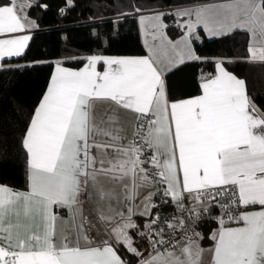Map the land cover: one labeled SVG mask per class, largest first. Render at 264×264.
<instances>
[{"label": "snow or ice", "instance_id": "6c2138e0", "mask_svg": "<svg viewBox=\"0 0 264 264\" xmlns=\"http://www.w3.org/2000/svg\"><path fill=\"white\" fill-rule=\"evenodd\" d=\"M34 6L47 8L38 0H0V60L25 53L32 37L21 33L38 27L28 16ZM167 15L184 30L176 41L165 32ZM139 21L151 37L148 55H89L79 69L55 61L21 140L27 190L0 185V264H131L119 246L139 264H204L205 252L209 264H264V112L246 81L224 66L231 61L212 58L215 75L202 76L201 94L187 99L171 100L165 79L186 61L209 59L191 46L200 39L198 25L211 36L246 30V62L264 66V0L178 8ZM101 104L108 105L103 113ZM122 110L135 117L130 131ZM94 196L97 223L83 209L84 198L91 204ZM169 203L176 214L153 215ZM248 206L259 210L231 214ZM217 207L221 214L210 216ZM64 209L67 219L58 214ZM134 217L146 219L141 226ZM204 217L219 225L210 249L195 231ZM188 221L193 228L186 231ZM233 222L242 226H227ZM97 224L108 239L97 241ZM132 232L147 238V257Z\"/></svg>", "mask_w": 264, "mask_h": 264}, {"label": "trees", "instance_id": "16d2710c", "mask_svg": "<svg viewBox=\"0 0 264 264\" xmlns=\"http://www.w3.org/2000/svg\"><path fill=\"white\" fill-rule=\"evenodd\" d=\"M201 0H38L28 10L38 29L21 57L4 58L0 65V183L26 187V153L21 146L24 130L35 104L41 96L54 59L77 66L91 53L139 54L143 47L134 15L125 14L139 8L150 9ZM65 8L63 14L60 9ZM171 13L168 11H162ZM173 15L163 17L168 37L180 33ZM200 39L192 40L195 53L208 60L186 61L169 72L165 79L170 99L196 93L202 71L213 70V59L220 58L225 67L246 81L247 93L264 112V66L247 61V33L234 30L224 36L206 37L197 28ZM78 56V57H77ZM69 57H75L69 58ZM21 65V67H16ZM166 215L168 205L159 207ZM131 264L135 257L131 255Z\"/></svg>", "mask_w": 264, "mask_h": 264}, {"label": "crops", "instance_id": "0c3cea01", "mask_svg": "<svg viewBox=\"0 0 264 264\" xmlns=\"http://www.w3.org/2000/svg\"><path fill=\"white\" fill-rule=\"evenodd\" d=\"M65 2L67 3V0H65ZM227 0H201V1H194V2H190V3H184V4H178V5H173V8H193V7H198V6H203V5H212V4H220V3H226ZM172 8V10H173ZM160 10L159 8H150V9H143L141 10L140 12H138L137 14H135V18H136V22H137V28H138V33H139V38H140V41H141V45L143 47V50L144 52L143 53H139V54H105V53H91V54H87L85 56H83V61L81 64L77 65V66H70V65H66V64H63L64 67H69V68H72V69H79L81 67H83L84 63H86V59H84L85 57L89 56V55H103V56H113V57H135V56H145V55H148V50L147 48L145 47V39H147L149 41V43H151V37L150 36H144L142 35V32H141V27H140V21H139V17L140 15H152L154 14L155 12L154 11H158ZM162 12V10L160 11ZM29 16V15H28ZM175 17V16H174ZM30 19L34 20L32 17L29 16ZM176 18V17H175ZM195 17H191V19H194ZM189 19V17H181L180 18V21L182 22V20H187ZM164 22V20H163ZM165 23V22H164ZM176 24V19H175V22ZM197 28H200L203 35L205 36H211L209 35L205 30H204V27L203 25H198ZM35 29H38L37 28H34V29H26L23 33L21 34H26V35H30L31 32ZM183 32L184 30L181 29L180 33H178V35H176L175 37L173 38H170L171 40L173 41H176L178 39H180V37L183 35ZM247 32V31H246ZM196 35L199 36L198 32L196 31ZM168 36V35H167ZM212 37V36H211ZM250 39V35L249 33H247V46H248V41ZM192 46V45H191ZM248 56L249 54H247V59H248ZM78 57V56H77ZM69 58H73V57H69ZM57 60H61V59H54L51 63V69H50V72H49V76H48V79H47V82H46V85H45V88L41 94V96L39 97L37 103L35 104L34 108H33V111L35 109V107L38 105L39 101H40V98L43 96L46 88H47V85H48V82L50 80V77L52 75V73L54 72L55 70V61ZM0 65H1V60H0ZM104 69V65L102 63H100L98 65V70L99 71H103ZM229 70V69H227ZM230 71V70H229ZM215 75V63H213V70L211 72H207V71H202L199 73V78H198V87H199V90L194 93V94H191V95H187V96H183V97H178V98H173L171 100H180V99H187V98H190V97H194V96H197V95H200L201 94V89H200V83H201V78L202 76H207V75ZM238 77V76H237ZM240 78V77H238ZM108 105L107 104H101L98 106V112L99 113H103V110L105 108H107ZM32 111V113H33ZM262 112V111H261ZM31 113V115H32ZM31 115L29 117V120L27 122V124L29 123L30 121V118H31ZM121 116L123 118V120H125L129 126V131L131 130V124H132V121L135 119L134 115L131 113V112H124L123 110L121 111ZM27 127V126H26ZM26 130V128H25ZM24 130V131H25ZM0 185H3V186H8L6 184H3V183H0ZM10 187V186H8ZM13 189H16V190H27V168H26V187L24 189H20V188H14V187H11ZM117 191H119V188H117ZM85 199V203L83 205V209H84V214L86 216H89L93 223H97L96 221V217L94 215V208L96 207V200L97 198L94 196L93 197V203L89 204L87 202V198H84ZM113 205L114 207L116 208L117 211L121 210L123 208V205H117L115 203V201H113ZM243 210H247V211H258L259 210V206H248L246 209L245 208H241V210L239 211V213ZM168 212H171L172 215L176 214L175 213V209L171 206V204L169 203L168 205V209H167ZM58 214L67 219L68 218V212L66 209L64 210H58ZM106 214L110 215L111 213L110 212H107L106 211ZM134 219H136L137 223L139 225H143L144 221L146 218H140V217H134ZM79 222V221H77ZM227 226L229 227H238V226H242L241 223H229ZM97 227L99 228L100 230V233L101 235L100 236H97L96 239L97 241L99 240H102V239H108L109 236L111 235L110 232H108L107 234H105V228L104 226L102 225H99L97 224ZM219 225L214 221V220H209V219H205V220H202L200 221L196 227H195V231L197 232H201L203 234V239L200 241V246L204 249H210L213 245V241L210 240L208 237H209V234L216 228H218ZM118 254L121 255L122 259H127V260H130L132 257H131V254L127 252L126 249L123 248V246H119V251H118ZM154 254V253H153ZM148 255H146L145 257H147ZM210 259H211V253L210 252H205L203 254V262L204 264H209L210 262ZM133 264H139V260L135 261Z\"/></svg>", "mask_w": 264, "mask_h": 264}, {"label": "built area", "instance_id": "2783aa9c", "mask_svg": "<svg viewBox=\"0 0 264 264\" xmlns=\"http://www.w3.org/2000/svg\"><path fill=\"white\" fill-rule=\"evenodd\" d=\"M172 8H173V5H171V6L160 7L159 9L162 10V11H168V12H170V11L172 10ZM134 11H136V10H134ZM137 13H138V12H136V14H137ZM154 202L157 203V204L159 205V204H160V197H159V196L155 197V198H154ZM241 208H242V207H233V208L231 209V214L234 215V216L239 215V211L241 210ZM156 212H161V213H162V216H163V215H166V214H164V213L160 210V208H157V209L153 212V215H155ZM220 214H221V211H220V209L217 207V208H214V210L210 213V216L215 217V216H219ZM185 219L187 220V215H186V214H185ZM205 219H209V217H204V218L201 219L200 221L205 220ZM209 220H210V219H209ZM200 221H199V222H200ZM199 222H198V223H199ZM161 223H163V219H161ZM195 227H196V226H195ZM192 228H193L192 223H191L190 221H188V222H187V227H186L185 230H186V231H189V230H191ZM165 231L167 232L168 229L165 228ZM131 235L133 236V239H134V241H135L134 246L137 248V250L140 251V252L143 254L144 257H145L146 255H148L150 249H149V247H148V240H147V238H140V237L136 236L135 232H132ZM179 235H182V233L177 232V236H179ZM165 239L170 240L171 238H170L169 236H166ZM137 260H138V258L135 257V261H137Z\"/></svg>", "mask_w": 264, "mask_h": 264}, {"label": "rangeland", "instance_id": "374dc122", "mask_svg": "<svg viewBox=\"0 0 264 264\" xmlns=\"http://www.w3.org/2000/svg\"><path fill=\"white\" fill-rule=\"evenodd\" d=\"M175 9H178V8H173V10H171L170 12H173ZM161 10H158V11H154L155 13H157V12H160ZM188 18V17H187ZM184 20H182V22H183ZM246 31V30H245ZM247 33V32H246ZM205 36V35H204ZM206 37H211V36H206Z\"/></svg>", "mask_w": 264, "mask_h": 264}, {"label": "water", "instance_id": "95a60500", "mask_svg": "<svg viewBox=\"0 0 264 264\" xmlns=\"http://www.w3.org/2000/svg\"><path fill=\"white\" fill-rule=\"evenodd\" d=\"M137 11H131V12H128V13H125V14H129V15H135Z\"/></svg>", "mask_w": 264, "mask_h": 264}]
</instances>
